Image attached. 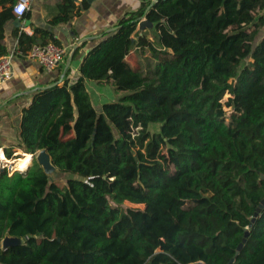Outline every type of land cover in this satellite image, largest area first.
Returning <instances> with one entry per match:
<instances>
[{
    "label": "trees",
    "instance_id": "trees-1",
    "mask_svg": "<svg viewBox=\"0 0 264 264\" xmlns=\"http://www.w3.org/2000/svg\"><path fill=\"white\" fill-rule=\"evenodd\" d=\"M16 1L0 0V56ZM150 4L23 107L16 146L46 148L69 176L52 180L35 156L0 173V238H24L0 246V264H264V208L250 225L264 198V0ZM82 8L60 0L48 21ZM47 41L60 44L36 26L19 49ZM87 80L119 98L98 109Z\"/></svg>",
    "mask_w": 264,
    "mask_h": 264
},
{
    "label": "crops",
    "instance_id": "crops-1",
    "mask_svg": "<svg viewBox=\"0 0 264 264\" xmlns=\"http://www.w3.org/2000/svg\"><path fill=\"white\" fill-rule=\"evenodd\" d=\"M76 1L83 5L82 13L68 22L52 25L48 21L56 12L60 0H31L27 15L21 16L20 20L16 16L6 22L2 41L8 53L13 54V75L0 84V150L14 147L15 152H19L17 149L20 147L16 144L21 138L23 107L30 103L39 86L50 83L57 76L61 77L66 64L47 70L38 60L20 54L17 50L22 31L32 34L36 26L51 29L60 44L67 49L68 56L75 44L86 38L79 44L78 51L74 52L70 64V76L74 77L79 74L84 55L102 37L113 31L112 28L126 11L138 9L143 3H151L152 0H85V5L84 0ZM151 25L144 18L139 29H144L153 37ZM87 87L98 109L105 101L117 96L112 86L101 85L94 80H87ZM0 246H3V238H0Z\"/></svg>",
    "mask_w": 264,
    "mask_h": 264
},
{
    "label": "built area",
    "instance_id": "built-area-1",
    "mask_svg": "<svg viewBox=\"0 0 264 264\" xmlns=\"http://www.w3.org/2000/svg\"><path fill=\"white\" fill-rule=\"evenodd\" d=\"M31 0H17L14 4V12L21 17L29 9ZM22 6V11H17L18 7ZM80 43V41H79ZM20 54L36 59L41 66L47 70L55 69L64 64L67 60V49L56 43L55 41L38 42L33 44L27 51L17 50ZM13 75V54L7 53L0 56V84L9 80ZM19 153L14 151V156L9 157L4 150H0V173L4 170L10 174L17 167L14 159L18 157Z\"/></svg>",
    "mask_w": 264,
    "mask_h": 264
},
{
    "label": "water",
    "instance_id": "water-1",
    "mask_svg": "<svg viewBox=\"0 0 264 264\" xmlns=\"http://www.w3.org/2000/svg\"><path fill=\"white\" fill-rule=\"evenodd\" d=\"M157 0H152L151 4L148 6L147 10L156 2ZM18 20H20V17H17ZM116 29V26L114 28H112V30ZM86 38H82L80 39V43L85 40ZM80 43H76L73 50L71 51V53L69 54L67 60H66V64L64 66V71L59 79V81H61L63 79V77L65 76L72 60H73V55L74 52L76 50V48L79 46ZM80 73V71H79ZM57 82H52V83H48L46 85L43 86H39L37 89H44L47 87H50L54 84H56ZM34 156L36 157V159L38 160V162L44 167V170L50 175L51 172L53 171H61L54 163L52 160V157L50 155V153L48 152V150L46 148H43L41 150H39V152L35 155L34 153H32V158H34ZM264 176V175H263ZM264 208V198L262 199L260 205L257 207L256 211H255V215L252 219V222L250 223V225L253 224V222L256 220L257 216L260 214V212L262 211V209ZM249 231L246 232L245 237L243 238V241L239 244L238 246V251L237 253L240 252V250L242 249L244 242L246 241V237L248 235ZM24 241V238L22 237H17V236H12V235H6L3 237V246L2 247H8L10 245H16L19 243H22Z\"/></svg>",
    "mask_w": 264,
    "mask_h": 264
},
{
    "label": "rangeland",
    "instance_id": "rangeland-1",
    "mask_svg": "<svg viewBox=\"0 0 264 264\" xmlns=\"http://www.w3.org/2000/svg\"><path fill=\"white\" fill-rule=\"evenodd\" d=\"M144 20V18L143 19H141L140 20V22H139V25H141L142 24V21ZM152 26V33L151 34H153L152 36V38H155L156 37V30L154 29V25L152 24L151 25ZM155 30V31H154ZM264 35V27L261 29V32H260V34L258 35V39L261 37V36H263ZM130 58V60L132 61V62H136L137 61V59H136V57H135V52L133 53V54H131V56L129 57ZM106 86V85H105ZM113 92H116V90L114 89V91ZM121 93V92H120ZM120 93H117L116 92V98L115 99H117V98H119V95H120ZM229 94H226V96H225V98L228 96ZM91 96H92V94H91ZM96 104H97V102H96ZM98 108H99V106H98ZM158 128V124H156V123H154V124H152V129H157ZM17 151H19L18 153H19V155L18 156H21L22 155V153L24 152L21 148H18L17 149ZM21 151H23L22 153H21ZM39 152V151H38ZM37 152V153H38ZM36 153V154H37ZM24 156V155H23ZM23 156H21L20 157V159L21 158H25V157H23ZM30 161H32L31 159H30ZM28 164H30V163H28ZM68 176H69V174H67V173H65V172H62V171H53V172H51L50 173V178L52 179V180H55V181H58L59 183H64L66 180H67V178H68ZM127 204H129V205H133V206H144V204H139V203H134V202H131V201H128V200H126L125 201Z\"/></svg>",
    "mask_w": 264,
    "mask_h": 264
},
{
    "label": "bare ground",
    "instance_id": "bare-ground-1",
    "mask_svg": "<svg viewBox=\"0 0 264 264\" xmlns=\"http://www.w3.org/2000/svg\"><path fill=\"white\" fill-rule=\"evenodd\" d=\"M22 153V152H21ZM24 155V156H23ZM21 156L25 157V158H21L20 160H17L19 159ZM21 156H18L16 159H14V162H16L17 164V167L19 169H25L28 167V163H30V159L32 158V153H22ZM32 160V159H31Z\"/></svg>",
    "mask_w": 264,
    "mask_h": 264
},
{
    "label": "clouds",
    "instance_id": "clouds-1",
    "mask_svg": "<svg viewBox=\"0 0 264 264\" xmlns=\"http://www.w3.org/2000/svg\"><path fill=\"white\" fill-rule=\"evenodd\" d=\"M17 11H22V6L17 8Z\"/></svg>",
    "mask_w": 264,
    "mask_h": 264
}]
</instances>
